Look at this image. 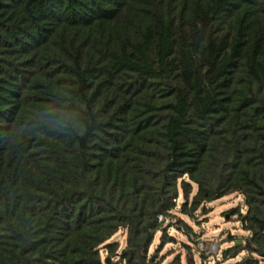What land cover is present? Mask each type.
<instances>
[{
	"label": "trees",
	"instance_id": "16d2710c",
	"mask_svg": "<svg viewBox=\"0 0 264 264\" xmlns=\"http://www.w3.org/2000/svg\"><path fill=\"white\" fill-rule=\"evenodd\" d=\"M233 193L264 264V0H0V264H160Z\"/></svg>",
	"mask_w": 264,
	"mask_h": 264
},
{
	"label": "rangeland",
	"instance_id": "374dc122",
	"mask_svg": "<svg viewBox=\"0 0 264 264\" xmlns=\"http://www.w3.org/2000/svg\"><path fill=\"white\" fill-rule=\"evenodd\" d=\"M207 206L210 208L207 216L197 214L196 219H190L177 212L178 216L190 225L196 234L189 236L177 226H171L167 232L168 236L172 237V241L167 243L160 252V264H223V250L233 245L230 239L234 237L242 240L244 236L248 235L242 229L236 216L226 215L230 208L243 207L240 195L233 193L208 203ZM242 210L244 211V208ZM160 236L161 233H158L153 250L160 243ZM112 240L118 241L123 247L126 243V235L123 231H119ZM201 242L216 243L219 245V251L213 254H204L199 248ZM239 259L240 256L228 259L225 263L235 264Z\"/></svg>",
	"mask_w": 264,
	"mask_h": 264
},
{
	"label": "built area",
	"instance_id": "2783aa9c",
	"mask_svg": "<svg viewBox=\"0 0 264 264\" xmlns=\"http://www.w3.org/2000/svg\"><path fill=\"white\" fill-rule=\"evenodd\" d=\"M199 248L204 254H213L219 251V245L216 243L201 242Z\"/></svg>",
	"mask_w": 264,
	"mask_h": 264
},
{
	"label": "water",
	"instance_id": "95a60500",
	"mask_svg": "<svg viewBox=\"0 0 264 264\" xmlns=\"http://www.w3.org/2000/svg\"><path fill=\"white\" fill-rule=\"evenodd\" d=\"M238 244H242V240H238V242H237Z\"/></svg>",
	"mask_w": 264,
	"mask_h": 264
}]
</instances>
